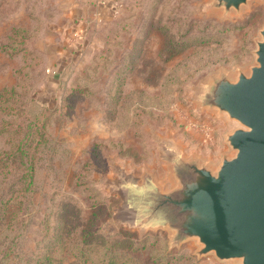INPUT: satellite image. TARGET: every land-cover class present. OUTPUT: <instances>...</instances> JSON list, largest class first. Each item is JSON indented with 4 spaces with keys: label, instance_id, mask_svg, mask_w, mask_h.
Returning a JSON list of instances; mask_svg holds the SVG:
<instances>
[{
    "label": "rangeland",
    "instance_id": "obj_1",
    "mask_svg": "<svg viewBox=\"0 0 264 264\" xmlns=\"http://www.w3.org/2000/svg\"><path fill=\"white\" fill-rule=\"evenodd\" d=\"M211 1L0 0V264H225L147 201L175 184L168 147L234 154L201 100L255 63L264 0Z\"/></svg>",
    "mask_w": 264,
    "mask_h": 264
},
{
    "label": "water",
    "instance_id": "obj_2",
    "mask_svg": "<svg viewBox=\"0 0 264 264\" xmlns=\"http://www.w3.org/2000/svg\"><path fill=\"white\" fill-rule=\"evenodd\" d=\"M248 0H212L224 11L239 10ZM248 71L221 70L205 83L201 106L215 109L239 126L224 135L234 154H221L214 166L168 151L175 184L153 185L150 215L179 244L195 239L198 256L213 253L225 264H264V27Z\"/></svg>",
    "mask_w": 264,
    "mask_h": 264
},
{
    "label": "crops",
    "instance_id": "obj_3",
    "mask_svg": "<svg viewBox=\"0 0 264 264\" xmlns=\"http://www.w3.org/2000/svg\"><path fill=\"white\" fill-rule=\"evenodd\" d=\"M89 1H91V2H96V3H101V4H105V3H111L112 2V0H89ZM124 1H126L127 2V0H124Z\"/></svg>",
    "mask_w": 264,
    "mask_h": 264
},
{
    "label": "built area",
    "instance_id": "obj_4",
    "mask_svg": "<svg viewBox=\"0 0 264 264\" xmlns=\"http://www.w3.org/2000/svg\"><path fill=\"white\" fill-rule=\"evenodd\" d=\"M119 5V4H116V6Z\"/></svg>",
    "mask_w": 264,
    "mask_h": 264
}]
</instances>
